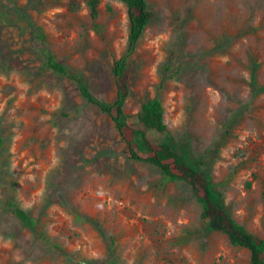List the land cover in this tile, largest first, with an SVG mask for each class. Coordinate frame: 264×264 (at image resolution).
<instances>
[{"label": "rangeland", "instance_id": "rangeland-1", "mask_svg": "<svg viewBox=\"0 0 264 264\" xmlns=\"http://www.w3.org/2000/svg\"><path fill=\"white\" fill-rule=\"evenodd\" d=\"M147 1L129 123L186 150L231 217L264 238V0ZM129 30L119 0H101L97 22L88 0H0V264H250L188 184L131 160L111 118L47 68L51 52L113 102ZM155 97L166 134L136 118Z\"/></svg>", "mask_w": 264, "mask_h": 264}, {"label": "trees", "instance_id": "trees-1", "mask_svg": "<svg viewBox=\"0 0 264 264\" xmlns=\"http://www.w3.org/2000/svg\"><path fill=\"white\" fill-rule=\"evenodd\" d=\"M127 8L130 30L127 50L116 60L112 73L116 78L117 93L113 102L99 99L91 86L81 74L70 70L60 62L53 53L47 57V68L56 76L68 79L78 89L80 95L102 113L111 118L115 128L127 145L131 160L144 162L162 171L167 182L183 181L188 184L202 207V219L214 230L224 234L231 245L244 248L250 253V264H264V238L256 236L234 220L227 210L221 194L216 189L211 174L203 165L192 158L186 150H179L174 144H153L145 130L135 129L130 123V116L125 107L131 95L129 82L130 61L138 50L139 44L154 17L147 0H119ZM91 18L97 22L100 16L101 0H88ZM136 118L147 130L166 134L165 107L160 98L155 97L144 102ZM3 139L0 136V148ZM11 212L23 224L36 234H40V226L18 204H12Z\"/></svg>", "mask_w": 264, "mask_h": 264}]
</instances>
